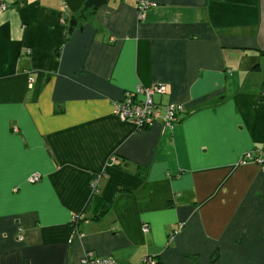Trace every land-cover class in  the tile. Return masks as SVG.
Returning a JSON list of instances; mask_svg holds the SVG:
<instances>
[{
    "label": "crops",
    "instance_id": "0c3cea01",
    "mask_svg": "<svg viewBox=\"0 0 264 264\" xmlns=\"http://www.w3.org/2000/svg\"><path fill=\"white\" fill-rule=\"evenodd\" d=\"M85 1L0 0V264H264V0ZM156 83L171 131L113 114Z\"/></svg>",
    "mask_w": 264,
    "mask_h": 264
},
{
    "label": "built area",
    "instance_id": "2783aa9c",
    "mask_svg": "<svg viewBox=\"0 0 264 264\" xmlns=\"http://www.w3.org/2000/svg\"><path fill=\"white\" fill-rule=\"evenodd\" d=\"M154 5V3L147 0H139L137 5L139 17H142L145 10ZM32 84L33 78L29 77L28 85L31 87ZM165 93L166 86L164 83H156L148 86L137 84L132 90L124 92L120 99L112 102V112L118 116L120 120L134 124L138 130L148 128L160 121L164 130L171 131L180 119L182 106L175 103L163 104L157 101L156 98ZM240 162L256 163L264 171V142L245 151L240 158ZM40 178V173L33 172L29 175L28 181L30 183H35L40 180ZM96 183L97 178H94L92 180V189L94 192L97 191ZM82 217L83 214H74L71 219V224H77V220ZM183 226L184 222H177L175 227L168 234V242L181 231ZM75 228L76 226L73 228L74 231ZM141 229L143 232H147L149 229L148 224H143ZM21 237L22 235L20 234L19 238ZM141 261V264H158L154 255H145L142 257ZM80 264H117V262L111 256L99 257L94 255L91 251H86L80 260Z\"/></svg>",
    "mask_w": 264,
    "mask_h": 264
},
{
    "label": "water",
    "instance_id": "95a60500",
    "mask_svg": "<svg viewBox=\"0 0 264 264\" xmlns=\"http://www.w3.org/2000/svg\"><path fill=\"white\" fill-rule=\"evenodd\" d=\"M107 0H86L84 3V8L97 9L98 7L106 4ZM76 24L75 19L70 20L69 30Z\"/></svg>",
    "mask_w": 264,
    "mask_h": 264
},
{
    "label": "trees",
    "instance_id": "16d2710c",
    "mask_svg": "<svg viewBox=\"0 0 264 264\" xmlns=\"http://www.w3.org/2000/svg\"><path fill=\"white\" fill-rule=\"evenodd\" d=\"M90 9L91 8H83L82 9V16L85 17L88 13H91V10ZM97 195H98L97 193L93 192L92 195H91V197H90V200H98V196ZM103 205L106 206V207H108L110 204H109V202H105ZM78 214H82V213H78ZM83 219H84V217H82L81 219L77 220V224H75V225L70 224L71 227L74 228Z\"/></svg>",
    "mask_w": 264,
    "mask_h": 264
}]
</instances>
